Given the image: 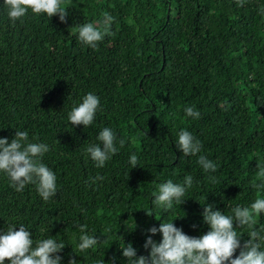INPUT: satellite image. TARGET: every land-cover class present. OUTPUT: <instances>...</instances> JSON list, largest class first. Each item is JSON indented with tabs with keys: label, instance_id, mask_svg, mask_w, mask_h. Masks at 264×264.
Segmentation results:
<instances>
[{
	"label": "trees",
	"instance_id": "obj_1",
	"mask_svg": "<svg viewBox=\"0 0 264 264\" xmlns=\"http://www.w3.org/2000/svg\"><path fill=\"white\" fill-rule=\"evenodd\" d=\"M62 7L66 22L31 9L12 22L0 0V138L28 131L30 142L47 144L42 162L57 186L44 201L36 184L16 191L0 172V234L22 224L34 245L63 242L61 264H127L121 247L131 242L147 256L152 226L173 220L199 237L210 230L205 204L233 215L236 206L264 198V0L241 7L235 0H62ZM105 14L114 22L97 47L79 41V26L101 27ZM90 92L100 100L92 125L71 126L69 113ZM187 107L200 118L187 116ZM105 127L119 151L97 167L86 149L100 143ZM181 130L201 142L198 155L183 156ZM133 153L141 166L131 168ZM199 155L217 170L205 172ZM188 175L193 185L181 205L153 207L161 183L183 184ZM97 176L103 179L93 183ZM255 220L264 236V213ZM81 224L100 240L84 252ZM234 228L241 244L249 239L247 226Z\"/></svg>",
	"mask_w": 264,
	"mask_h": 264
},
{
	"label": "clouds",
	"instance_id": "obj_2",
	"mask_svg": "<svg viewBox=\"0 0 264 264\" xmlns=\"http://www.w3.org/2000/svg\"><path fill=\"white\" fill-rule=\"evenodd\" d=\"M238 7L243 6L244 0H235ZM8 9V17L12 22L21 20L31 9L34 14H46L49 18L59 16L61 22H66L67 8L62 7V0H4ZM114 22V17L105 14L99 21L101 27L93 23H83L78 28V39L83 44L96 48L109 33ZM102 28V30H101ZM100 107L99 97L93 93L84 96L79 106L73 107L69 113L71 126L84 125L85 128L92 125L96 112ZM187 116L199 119L201 114L193 107L185 109ZM100 143L88 146L86 149L97 167H103L119 149L116 147L117 137L112 129L105 127L98 135ZM124 139H119L122 148ZM183 156H195L201 151L202 144L189 131L181 130L176 142ZM49 151L45 143L30 142L28 131L16 130L14 137L0 138V172L6 173L16 188L23 191L25 186L34 183L37 192L44 201H48L56 193V175L42 162V158ZM131 168L140 165L136 154L129 157ZM198 163L205 172H215L217 165L204 155L198 156ZM141 166V165H140ZM130 168V169H131ZM258 176L264 177V167H260ZM102 176L93 178L92 182L102 180ZM210 179H215L210 177ZM193 185L192 176L185 177L183 184H176L172 180L161 183L154 193L153 207H161L169 210L173 202L181 205L185 199L187 189ZM257 187V185H253ZM147 215H153L151 210H144ZM233 215H225L221 210L207 203L202 212L203 222L209 225L210 230L205 234L194 237L185 234L182 228L177 227L173 220L161 222L159 227L152 226L146 230L147 235L143 247L150 248L147 256L137 255V250L129 242L122 248V256L127 264H264V250H261V242L264 236L256 230L255 217L264 213V198L256 199L249 207L236 206L232 209ZM179 218V217H178ZM234 223L239 227L247 226L249 239L241 244V235L237 234ZM80 237L78 250L84 252L94 248L100 241L94 234L87 233L86 225H79ZM195 227V225H193ZM161 233L159 241L152 237ZM65 247L63 242H57L52 238H45L35 242L30 230L24 225L9 226L7 231L0 234V264L5 260L10 264H61L60 253ZM240 249L239 255L234 253ZM76 253V251H74ZM69 264H77L76 259H70ZM97 264H105V260L97 261Z\"/></svg>",
	"mask_w": 264,
	"mask_h": 264
}]
</instances>
